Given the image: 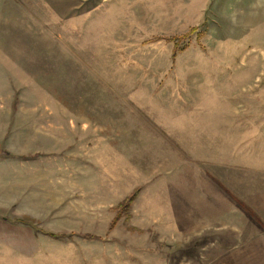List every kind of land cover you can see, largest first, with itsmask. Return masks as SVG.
Segmentation results:
<instances>
[{
	"label": "rangeland",
	"instance_id": "obj_1",
	"mask_svg": "<svg viewBox=\"0 0 264 264\" xmlns=\"http://www.w3.org/2000/svg\"><path fill=\"white\" fill-rule=\"evenodd\" d=\"M224 92L264 123V0H0V264H260L236 198L239 232L228 206H135L155 160L192 158L148 139ZM253 144L196 171L256 196Z\"/></svg>",
	"mask_w": 264,
	"mask_h": 264
},
{
	"label": "crops",
	"instance_id": "obj_2",
	"mask_svg": "<svg viewBox=\"0 0 264 264\" xmlns=\"http://www.w3.org/2000/svg\"><path fill=\"white\" fill-rule=\"evenodd\" d=\"M231 95V93L225 92L223 95L220 94V96L200 95L201 97H199L198 101L197 99L193 100L194 106L186 111V115L189 118L182 122L184 125L180 121H176V126H179L180 130L178 129L173 134L172 130L165 129L171 140H167L162 135L157 138L148 139L149 145L152 147L172 146V144H175L181 148H185L187 152H190L192 158L191 162H187L177 152L174 170L178 174L176 173L175 178L173 177V173L168 175L165 172H160L162 169L167 168V165L155 160L156 164L152 166L154 169L143 178L145 189L137 199L135 206H214V213L218 211L216 206H228L232 216L237 217L235 220L239 221L242 225L240 229L234 230L239 232L249 222V217L243 211L241 213L237 209L240 205L233 202V199L236 198L253 212L259 220L258 225L264 230V181L259 192L256 189V196L243 197L246 195L242 193V190L235 183L231 182L232 178L228 182L225 180L223 184V181L215 173L211 172L213 171L211 168H208L211 175L203 171H196V160L198 163L204 164L205 162L202 161L204 158L212 157L214 160H226L227 157L235 158L238 156L235 149L240 150L241 146L247 147L253 141L254 146H250L258 149L260 155L257 156V160L264 164L263 110L261 109L260 112V115H262L259 120L260 122H258L257 118L256 120H251L252 109L247 107L241 108V105H237L240 107L237 110V106L233 105ZM243 110L245 112H242ZM256 114V117H258V112ZM218 135L221 138H218ZM233 145L240 147H231ZM154 170L157 171L153 172ZM214 171L218 170L214 169ZM261 171L264 176V169ZM161 174L165 178H160ZM170 177L174 179L172 180ZM159 179L165 182V187L172 188L165 193L160 191V185L156 183ZM196 183L198 186H196ZM232 185L234 186L233 189ZM227 233L230 234L231 240V236L234 233L230 229H227ZM253 239L257 243L256 249L247 250L246 257L260 259V264H263L264 236L256 235ZM247 241V236L242 237V242ZM240 255L243 259V249H241Z\"/></svg>",
	"mask_w": 264,
	"mask_h": 264
},
{
	"label": "trees",
	"instance_id": "obj_3",
	"mask_svg": "<svg viewBox=\"0 0 264 264\" xmlns=\"http://www.w3.org/2000/svg\"><path fill=\"white\" fill-rule=\"evenodd\" d=\"M195 31V30H194ZM188 35H185V36H180V37H174V38H171V39H167L168 41H175L176 44H179L182 40H184L186 37H188ZM138 192H134L130 197H128L125 202H123L120 206V213L119 215H122L124 214L127 219L129 220L132 216V207H133V204L135 202V200L137 199L138 197ZM243 209L245 211H247V213H249L251 215V218H253V220L258 224L259 223V220L255 217V215L253 214V212L251 210H249L248 208H246L245 206H242ZM120 217V216H118Z\"/></svg>",
	"mask_w": 264,
	"mask_h": 264
}]
</instances>
